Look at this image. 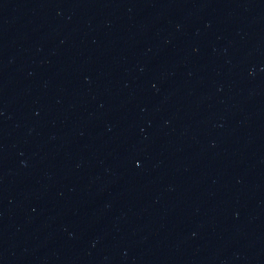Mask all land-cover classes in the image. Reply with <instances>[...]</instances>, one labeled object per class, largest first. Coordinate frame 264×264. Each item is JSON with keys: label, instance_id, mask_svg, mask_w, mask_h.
Listing matches in <instances>:
<instances>
[{"label": "water", "instance_id": "obj_1", "mask_svg": "<svg viewBox=\"0 0 264 264\" xmlns=\"http://www.w3.org/2000/svg\"><path fill=\"white\" fill-rule=\"evenodd\" d=\"M0 264H264V0H0Z\"/></svg>", "mask_w": 264, "mask_h": 264}]
</instances>
